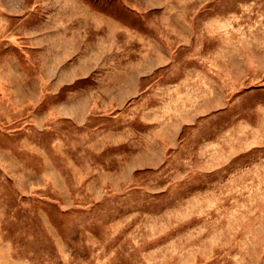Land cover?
Masks as SVG:
<instances>
[{
	"label": "rangeland",
	"instance_id": "rangeland-1",
	"mask_svg": "<svg viewBox=\"0 0 264 264\" xmlns=\"http://www.w3.org/2000/svg\"><path fill=\"white\" fill-rule=\"evenodd\" d=\"M0 264H264V0H0Z\"/></svg>",
	"mask_w": 264,
	"mask_h": 264
}]
</instances>
